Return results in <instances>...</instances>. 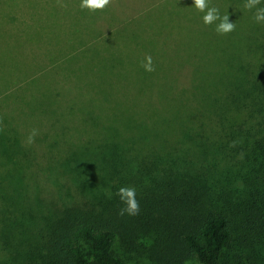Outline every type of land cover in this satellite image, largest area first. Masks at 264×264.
<instances>
[{
  "label": "rangeland",
  "instance_id": "obj_1",
  "mask_svg": "<svg viewBox=\"0 0 264 264\" xmlns=\"http://www.w3.org/2000/svg\"><path fill=\"white\" fill-rule=\"evenodd\" d=\"M10 2L46 43H81L83 54L75 71L48 74V60L35 82L0 74V264H21L29 247L42 248L65 207L106 201L119 181L113 172L137 194L171 174L199 177L221 206H242L232 253L264 264V94L253 109L240 108L250 83L230 87L240 73L246 82L260 74L264 86V23L254 21L255 9L211 0L235 24L221 35L193 0H113L96 12L81 0ZM105 16L130 24L126 38H104ZM115 42L120 49L110 53ZM146 56L154 72L141 67ZM207 94L216 101L207 104ZM129 253L128 264H155Z\"/></svg>",
  "mask_w": 264,
  "mask_h": 264
},
{
  "label": "trees",
  "instance_id": "obj_2",
  "mask_svg": "<svg viewBox=\"0 0 264 264\" xmlns=\"http://www.w3.org/2000/svg\"><path fill=\"white\" fill-rule=\"evenodd\" d=\"M261 4L264 7V0ZM13 7L10 0H0V74L15 72L35 82L47 73L37 70L44 68V63L45 68L48 63L52 65L48 74L61 67L64 70V66L77 70L78 56L83 54L81 43L68 46L46 43L34 24L19 17ZM120 12V16L124 13L125 17H133L125 10ZM109 20L106 16L103 20L108 30L104 38H111L118 32L117 38H126L130 24L116 21L117 25H111ZM114 44L110 53L120 49L119 42ZM86 49L103 54L96 45ZM99 55L96 56L100 59ZM32 57L39 59L32 63ZM254 78L246 82L245 74L240 73L236 79H231L230 87L250 83L240 108L253 109L251 103L264 94L263 84ZM206 97L207 104L214 103L212 94ZM262 134L264 144V130ZM141 137L149 139L143 133ZM112 175L119 181L106 201L100 199L86 205L65 207L50 227L42 248L29 247L23 252L21 264H128L123 253L129 252H138L155 264H195L194 260L200 264H249L248 256L239 250L232 253L231 247L242 206L233 208L232 203L227 208L221 206L213 190L199 177L171 174L166 180L136 192L139 213L129 216L119 214L125 207L117 195L119 188L126 187L123 177L118 172Z\"/></svg>",
  "mask_w": 264,
  "mask_h": 264
},
{
  "label": "clouds",
  "instance_id": "obj_3",
  "mask_svg": "<svg viewBox=\"0 0 264 264\" xmlns=\"http://www.w3.org/2000/svg\"><path fill=\"white\" fill-rule=\"evenodd\" d=\"M113 0H81V9H87L90 12L103 11ZM262 0H245L243 7L249 11L255 9L253 19L256 23H264V7H261ZM193 7L202 13V20L205 25H215L218 34L227 35L235 30V24L229 21L228 15H221L218 7L212 5L211 0H193ZM146 72H154L155 66L151 56H146L141 64ZM38 134L33 129L27 137L26 143L31 145L35 136ZM235 145V142H233ZM243 158L242 155L240 157ZM117 195L124 203L125 207L120 210V215L135 216L139 213V202L136 199V190L131 187H121L117 191Z\"/></svg>",
  "mask_w": 264,
  "mask_h": 264
}]
</instances>
